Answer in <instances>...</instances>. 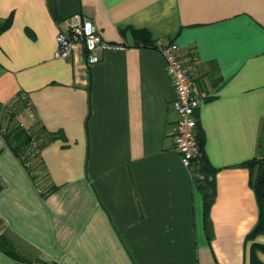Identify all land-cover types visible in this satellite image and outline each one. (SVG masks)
I'll return each mask as SVG.
<instances>
[{"label": "crops", "instance_id": "obj_1", "mask_svg": "<svg viewBox=\"0 0 264 264\" xmlns=\"http://www.w3.org/2000/svg\"><path fill=\"white\" fill-rule=\"evenodd\" d=\"M75 14L118 48L92 65L79 48L56 58ZM9 18L0 114L54 138L26 165L0 132V235L20 245L16 257L0 248V264H264V234L248 239L260 209L244 165L264 132V0H0ZM171 43L203 96L209 229L203 178L174 147L160 52Z\"/></svg>", "mask_w": 264, "mask_h": 264}, {"label": "built area", "instance_id": "obj_2", "mask_svg": "<svg viewBox=\"0 0 264 264\" xmlns=\"http://www.w3.org/2000/svg\"><path fill=\"white\" fill-rule=\"evenodd\" d=\"M64 26L65 30H61L57 36L56 58L67 59L79 48L85 54L88 64L92 65L100 61L98 51L118 48L117 45L102 37L100 30L91 20L83 19L80 14H75L66 19ZM160 52L166 62V71L176 93L173 102L177 115L174 130L175 151L180 155L183 166L189 169L192 174L196 168L197 178L202 179L203 176L198 171L202 151L197 139V127L199 124L198 110L203 102V96L190 67L180 59L178 45L176 43L168 44L161 48ZM27 108L32 113L30 105ZM6 113V118L0 119V126L3 131L6 130L9 116L14 113V110L8 108ZM4 121H7L6 126L3 124ZM32 149H37L36 141L33 142Z\"/></svg>", "mask_w": 264, "mask_h": 264}, {"label": "trees", "instance_id": "obj_3", "mask_svg": "<svg viewBox=\"0 0 264 264\" xmlns=\"http://www.w3.org/2000/svg\"><path fill=\"white\" fill-rule=\"evenodd\" d=\"M12 20L11 18L7 20H0V35L7 30L11 26ZM148 45H152V41H147ZM3 117L0 114V119ZM0 132L4 133L6 136V139L8 143L12 146L14 149V152L20 157V159L23 161L24 164L28 165L31 164V162L34 159H38L40 152L44 145L52 140L54 136L49 137L46 141H39V136L37 133L32 132L31 130H28L24 128L20 123L15 121V114H12L9 116L8 125L5 131L2 130V127L0 126ZM197 139L200 144V148L202 151V158L200 161L199 166V172L203 175V179L200 182L201 188L204 190L205 194V212H206V226L209 229V211L212 206V203L215 199V188L213 183L210 179V173H209V166L207 164L206 158L204 156L203 152V138L201 134L200 125L198 124L197 127ZM36 141L37 143V149H32L33 142ZM36 152V153H35ZM246 167H248L251 171L252 175V186L254 188L259 209H260V215L259 220L255 228L252 230L250 235L248 236V239H253L258 235L264 234V158L257 157L250 161H247L244 163ZM31 170H33L31 167H28ZM35 176V175H34ZM0 248H2L5 252L9 253L10 255L16 257V255L8 250L6 248V243L1 241L0 238ZM253 264H262L260 263L255 257L252 261Z\"/></svg>", "mask_w": 264, "mask_h": 264}, {"label": "rangeland", "instance_id": "obj_4", "mask_svg": "<svg viewBox=\"0 0 264 264\" xmlns=\"http://www.w3.org/2000/svg\"><path fill=\"white\" fill-rule=\"evenodd\" d=\"M1 241L6 243V248L10 251H12L13 253H16L17 255L20 256L19 253H17L18 251V246L19 243L16 242L14 239H11L10 237H8L7 235L1 234L0 235ZM17 247V248H16Z\"/></svg>", "mask_w": 264, "mask_h": 264}, {"label": "water", "instance_id": "obj_5", "mask_svg": "<svg viewBox=\"0 0 264 264\" xmlns=\"http://www.w3.org/2000/svg\"><path fill=\"white\" fill-rule=\"evenodd\" d=\"M260 157L264 158V132H263L262 141H261Z\"/></svg>", "mask_w": 264, "mask_h": 264}]
</instances>
